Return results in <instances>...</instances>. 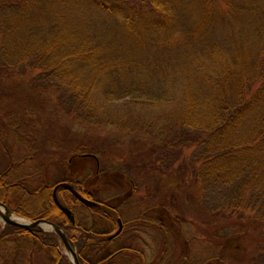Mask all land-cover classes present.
<instances>
[{"label":"trees","instance_id":"16d2710c","mask_svg":"<svg viewBox=\"0 0 264 264\" xmlns=\"http://www.w3.org/2000/svg\"><path fill=\"white\" fill-rule=\"evenodd\" d=\"M8 78L18 86L0 87V99L18 141L35 130L19 122L50 104L82 122L150 131L146 161L198 182L220 256L242 252L249 229L254 243L264 236V0H0V86ZM96 98L168 110L161 121L139 116L128 125ZM27 146L14 163L3 165L0 155V201L17 215L54 222L83 254L84 230L70 240L51 184L39 180L44 158ZM0 151L8 155L4 143ZM24 159L39 168L18 172ZM56 196L69 208L78 202L63 187ZM60 244L51 230L0 225L3 264H19L21 250L25 264H36L27 245L45 249L49 264H72Z\"/></svg>","mask_w":264,"mask_h":264},{"label":"rangeland","instance_id":"374dc122","mask_svg":"<svg viewBox=\"0 0 264 264\" xmlns=\"http://www.w3.org/2000/svg\"><path fill=\"white\" fill-rule=\"evenodd\" d=\"M169 80L172 81L174 86L178 85V83L176 85V79H172L170 76L164 77V82ZM17 82L15 79H4L0 87L6 92H10L12 86H18ZM18 90L20 88L16 89V91ZM121 101L105 102L96 98L100 109H106L113 119L118 117L119 122L128 119V125H133L139 116L142 117L144 122L147 120L151 123L152 119L154 120L153 122L161 121L163 113L168 110V107L164 104L135 105L132 103L124 104ZM7 103V101L0 99V147L4 143L8 151L6 156H3L2 151H0L3 165L14 163L21 153L28 151L27 145H30V153L34 152L32 154H38L44 158L40 166V169H42L40 181L52 183L66 176H79L84 178L87 185L93 188L97 184L94 177H89V173L94 167V161L89 156H72V153L77 151L93 152L101 158L100 168L108 170V181L100 183L97 196L110 200L113 199V195L121 194L120 191L123 185L118 180L121 177L115 169L123 170L128 173L129 177L132 178L139 188L138 192H134L127 199L129 202H135L137 209H142L147 202L151 203L153 201V203L157 202L160 206H165L166 210H172L179 217L185 218L181 232L186 237L193 234L192 224L197 222L198 224L203 223V226L204 224L208 225L204 222L207 217L204 209L207 206L198 182L188 175L178 177V172L176 171L167 172V170L152 168L154 165L152 166L146 161L147 158L153 155L149 152V145L153 137L149 133L150 131L145 132L146 130L138 129L137 126L129 128V126H121L120 124L109 122H82L65 110L50 104V107H44L46 109L44 112L40 107L39 110L42 111V114L38 118L29 120L25 118L19 122L21 123V129L29 122L35 126V130L31 132L32 134L29 136L28 141H18V133L16 134L7 121V108L4 105ZM69 156L70 160H68ZM144 164H147L148 167ZM29 165L39 168L31 159H24L17 166L14 165V168H19L18 172L22 173L26 172V166ZM174 166H178V163H174ZM29 175L25 178L28 181H32V176ZM33 197L36 198V196ZM11 205L13 206L14 203H11ZM70 205L75 211L78 224L86 226L88 222L85 206L73 201H71ZM132 214H136V212H132ZM9 215L14 218H26L17 215L13 211H10ZM128 216V213H122L121 217L126 218ZM42 229L46 230L48 227L42 225ZM205 233L209 234L207 229H205ZM254 233L252 229L248 230V234L242 237L243 241L246 240L243 251L230 257V260L224 258V264H264V255H262L264 249H257V247L264 248V236H260L259 242L254 243ZM152 235L155 243L161 239L160 234L156 230ZM246 237L249 238L246 239ZM192 243H190V249H196L200 254L195 258L194 262H190L191 264H216L208 259L212 252L208 242L204 239L203 241L193 239ZM25 248L32 251V257L36 264H49V255L45 249H37L35 245H27ZM177 248L178 245L173 244L167 255L163 257L164 261L174 262L178 260L179 253ZM59 249L70 261L71 256L62 243ZM26 253V250L20 251V256L17 260L19 264H25ZM2 259L3 257L0 255V264H3Z\"/></svg>","mask_w":264,"mask_h":264},{"label":"flooded vegetation","instance_id":"af4514ba","mask_svg":"<svg viewBox=\"0 0 264 264\" xmlns=\"http://www.w3.org/2000/svg\"><path fill=\"white\" fill-rule=\"evenodd\" d=\"M72 156H89L92 158L94 167L90 171L89 177H94L97 184L92 188L87 185L84 178L79 176H66L57 180L69 181L81 196L88 199L86 203L81 202L69 191L78 200L76 203L83 204L87 210L86 219L88 224L81 226L76 220L74 209L71 206L68 207L74 217L72 222L67 218L70 223V240L71 237L73 238L79 233V226L84 230L83 254H80L77 248L69 242L76 252L77 259L80 257L81 264H191L190 262H194L200 254L196 249H190V243L193 244V239L199 241L204 239L209 243L207 244L212 252L208 259L212 263L224 264V258L230 260V257L233 256L230 253L228 255L224 253L220 256L215 241V238H217L216 230L207 235L205 233L207 227L205 224L203 226V223L198 224L196 222L192 224L193 234L186 237L181 232L185 218L179 217L172 210H166L165 206H160L157 202L153 203V201L151 203L147 202L142 209H137L136 203L129 202L127 199L134 192H138L139 188L128 173L123 170L115 169L121 177L118 180L123 185L120 191L121 194L113 195V199L110 200L97 196L100 183L108 181V170L100 168L101 159L93 152L77 151L73 152ZM68 160H70V156ZM57 181L50 183V196L51 188ZM76 185L78 189L75 187ZM60 187L62 186L56 187L55 194ZM132 212H136V214H132ZM122 213H128L129 216L122 218ZM39 230L45 229L41 228ZM155 230L161 236L160 241L158 240L157 243L153 242L152 234ZM173 244L178 245L179 259L174 262L164 261L163 257L167 255Z\"/></svg>","mask_w":264,"mask_h":264},{"label":"water","instance_id":"95a60500","mask_svg":"<svg viewBox=\"0 0 264 264\" xmlns=\"http://www.w3.org/2000/svg\"><path fill=\"white\" fill-rule=\"evenodd\" d=\"M58 186H62L64 188H66L67 190H69L81 202L86 203V202H88V199H86L83 196H81L73 188L72 184L69 181H67V180H60V181H57L56 183L53 184V186L51 188V198H52L53 202L57 205V207L66 215V217L69 219V221L72 222L74 220V217H73L72 213L70 212V209L66 205H63L62 203H60V201L56 197L55 189ZM0 205L3 208V211H0V219L3 222L20 225V226H23V227H26V228H36V229H41L42 228V223L48 224L49 225L48 229L54 231L58 235V237L61 240L63 246L69 252V254L71 256V259H70L71 263L72 264H79L76 252H75L74 248L70 245L64 230L60 226H58L57 224H55L54 222H52V221H50L48 219L42 218V217H38V218H34V219H28V218L18 219V218H14V217L9 215L10 211H9L8 206H6L1 201H0Z\"/></svg>","mask_w":264,"mask_h":264},{"label":"bare ground","instance_id":"6f19581e","mask_svg":"<svg viewBox=\"0 0 264 264\" xmlns=\"http://www.w3.org/2000/svg\"><path fill=\"white\" fill-rule=\"evenodd\" d=\"M0 211H3V208H2V206L0 205ZM18 219H20V218H18ZM42 225H44V226H46V227H49V225L48 224H46V223H42Z\"/></svg>","mask_w":264,"mask_h":264}]
</instances>
